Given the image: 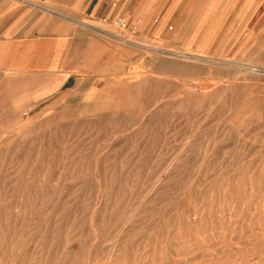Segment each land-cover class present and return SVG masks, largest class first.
<instances>
[{"label":"rangeland","instance_id":"obj_1","mask_svg":"<svg viewBox=\"0 0 264 264\" xmlns=\"http://www.w3.org/2000/svg\"><path fill=\"white\" fill-rule=\"evenodd\" d=\"M134 2L0 61V264H264V0Z\"/></svg>","mask_w":264,"mask_h":264},{"label":"crops","instance_id":"obj_2","mask_svg":"<svg viewBox=\"0 0 264 264\" xmlns=\"http://www.w3.org/2000/svg\"><path fill=\"white\" fill-rule=\"evenodd\" d=\"M124 1L0 0V61H8L6 58L14 54L18 57L16 62L20 63V55L35 54L39 48H50L53 43L73 41L82 28L106 30L122 12ZM146 1L135 0L126 10L135 24L145 10ZM172 2L170 0V6ZM20 64L17 68L26 67Z\"/></svg>","mask_w":264,"mask_h":264},{"label":"bare ground","instance_id":"obj_3","mask_svg":"<svg viewBox=\"0 0 264 264\" xmlns=\"http://www.w3.org/2000/svg\"><path fill=\"white\" fill-rule=\"evenodd\" d=\"M219 2V1H218ZM216 4V3H215ZM185 57H188V58H191L192 57V54H189V53H187V55H184ZM183 56V57H184ZM125 83V82H124Z\"/></svg>","mask_w":264,"mask_h":264},{"label":"built area","instance_id":"obj_4","mask_svg":"<svg viewBox=\"0 0 264 264\" xmlns=\"http://www.w3.org/2000/svg\"><path fill=\"white\" fill-rule=\"evenodd\" d=\"M120 25L121 26H125V22L122 20V21H120Z\"/></svg>","mask_w":264,"mask_h":264}]
</instances>
